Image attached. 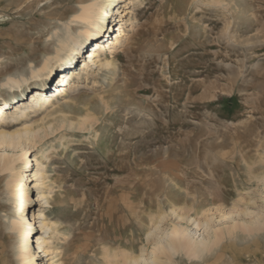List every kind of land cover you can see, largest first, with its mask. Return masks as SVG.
<instances>
[{
  "label": "rangeland",
  "instance_id": "rangeland-1",
  "mask_svg": "<svg viewBox=\"0 0 264 264\" xmlns=\"http://www.w3.org/2000/svg\"><path fill=\"white\" fill-rule=\"evenodd\" d=\"M90 1L0 0V103L8 101L13 110L20 97L3 87L7 76L29 77L34 64L54 55L64 26L77 30L75 16ZM118 6H111L99 38L110 45L125 22L131 31L119 38L113 55L102 52L113 62L110 69L87 65L91 76L76 79L79 99L64 111H88L93 127L55 134L47 146L28 150L27 166L18 158L10 166L30 179L35 157L46 154L50 205L32 206L52 222L57 260L64 264H94L113 247L128 251L116 248L114 236L145 245L151 219L161 210L157 200L147 209L141 203L145 183H156L164 196L169 215L162 229L176 224L171 204L177 213L191 208L193 217L206 211L212 227L224 231L264 213L262 184L251 175L264 172V0H123ZM126 9L132 13L123 15ZM91 50L76 54L78 72ZM68 76L61 71L44 91L53 93ZM28 83L27 104L33 91ZM11 176L0 172V264H20L27 251L19 249L14 228ZM194 187L197 193H190ZM126 203L134 206L132 223ZM34 247L35 241L36 252ZM212 254L192 261L183 256L178 264H264V232L248 235L240 226ZM40 256L35 259L43 264Z\"/></svg>",
  "mask_w": 264,
  "mask_h": 264
},
{
  "label": "bare ground",
  "instance_id": "bare-ground-1",
  "mask_svg": "<svg viewBox=\"0 0 264 264\" xmlns=\"http://www.w3.org/2000/svg\"><path fill=\"white\" fill-rule=\"evenodd\" d=\"M120 2L123 0H92L87 4H81L80 11L75 16V22L80 27L76 30L72 25L64 26L62 36H57L59 37V46L54 55L48 54L41 66L34 64L29 77L24 74L18 77L8 75L6 83L3 84V87L12 93V98L20 97V100L15 101L12 111L9 110L8 101L0 103V172L7 170L12 172L7 189L16 209L13 223L15 231L21 239L19 249L27 250L25 254L20 255V264H39L35 259L38 255H43L40 256L43 264L64 263L57 260L58 249L54 247L53 236L50 233L53 228L52 222L47 218L43 209H36V205L32 206L33 203H38L40 208L50 205L51 194L49 192L47 194L46 191L47 165L44 162L47 159L46 154L43 153L41 159L35 157L36 170L30 179L22 171V168L16 169L10 166L16 162L17 158L23 160V165L27 166L29 164L28 150H35L42 144L47 146L55 140L53 137L55 134L66 132V130L85 132L93 127L88 111L78 110L71 116L64 114V111L71 109V106L79 99L81 83L76 79L86 76L88 80L91 76L87 71L89 66L110 69L113 62L107 57L102 58V52L107 50L113 55V48L121 44L119 38L127 35V31H131L128 22L122 24L124 26L118 29L120 34L116 36L114 42H110L111 46L107 45L104 38H99L106 31L107 20L113 15L110 13L111 6H118ZM129 4L131 3L129 2ZM121 7L118 6V12ZM131 13L129 9H126L123 15ZM123 21V19L120 20L122 23ZM97 37L99 41H95ZM91 47L93 50L86 53V66L81 69L82 72H78L79 69H75L78 58L76 54L83 49L89 50ZM63 70L68 71V80L66 82L57 81L55 83L57 89L53 93L45 92L44 90L50 89L46 84L50 83ZM29 81L33 84V91L30 94L29 104H27L24 101L25 92L23 89L30 85ZM37 82H41L43 85H36ZM2 100L5 99L0 91V101ZM251 175L254 176V180L262 184L264 190V172H253ZM141 188L144 190L141 203L146 209L147 207L152 208L156 203L161 207L155 216H150L153 228L145 234L146 244L137 248L133 244L127 245L123 238L114 236L112 242L116 248L128 247L129 250H112L114 247L110 246L112 249L104 251L102 259L97 260L94 264H178V258L183 256L191 261L203 260L220 248L227 236L231 235L232 237V233L240 226L248 235L264 232V213L252 217L251 222H238L224 231L223 227H212L213 217H210L206 211L195 212L196 216L193 217L190 215L191 208H183L181 213H177L172 204L169 212L175 217L176 224L170 223L166 229H162L160 226L169 215L162 208L161 199L164 196L160 193L161 191L157 193L156 183H145ZM162 191L164 190L162 189ZM191 192L197 193L196 188L190 189ZM155 200H157L156 203ZM124 208L129 213L128 219L132 223L134 206L132 203H126ZM199 215L203 216V219ZM206 229L208 234H201V231ZM156 231L159 233L156 234ZM151 237H155L153 241ZM33 241H35L36 252H33L31 248ZM82 251V249L75 248L77 255H80Z\"/></svg>",
  "mask_w": 264,
  "mask_h": 264
}]
</instances>
